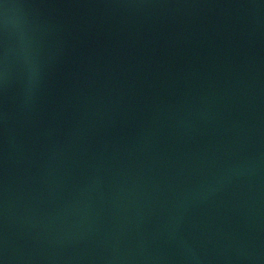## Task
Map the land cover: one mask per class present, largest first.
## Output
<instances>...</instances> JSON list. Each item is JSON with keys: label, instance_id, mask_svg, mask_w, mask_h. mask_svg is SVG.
I'll list each match as a JSON object with an SVG mask.
<instances>
[{"label": "water", "instance_id": "1", "mask_svg": "<svg viewBox=\"0 0 264 264\" xmlns=\"http://www.w3.org/2000/svg\"><path fill=\"white\" fill-rule=\"evenodd\" d=\"M0 264H264V0H0Z\"/></svg>", "mask_w": 264, "mask_h": 264}]
</instances>
